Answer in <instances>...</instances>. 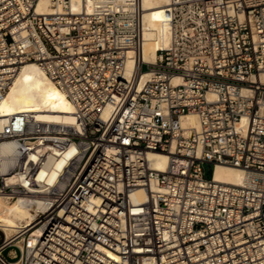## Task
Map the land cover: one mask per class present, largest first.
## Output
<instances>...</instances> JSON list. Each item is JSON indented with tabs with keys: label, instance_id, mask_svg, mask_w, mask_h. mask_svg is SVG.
Returning <instances> with one entry per match:
<instances>
[{
	"label": "built area",
	"instance_id": "obj_1",
	"mask_svg": "<svg viewBox=\"0 0 264 264\" xmlns=\"http://www.w3.org/2000/svg\"><path fill=\"white\" fill-rule=\"evenodd\" d=\"M38 1L0 0V95L33 61L75 109L0 130L17 141L0 193L39 206L31 226L0 230V264H264V0H170L154 62L142 0ZM189 113L198 129L181 125ZM217 164L244 181L213 180Z\"/></svg>",
	"mask_w": 264,
	"mask_h": 264
},
{
	"label": "bare ground",
	"instance_id": "obj_2",
	"mask_svg": "<svg viewBox=\"0 0 264 264\" xmlns=\"http://www.w3.org/2000/svg\"><path fill=\"white\" fill-rule=\"evenodd\" d=\"M83 0H72V7L78 10ZM170 0H142L143 14V43L142 58L147 62H154L156 50L164 48L170 41ZM36 10L40 13H50L49 0H39ZM134 68L133 55L125 65L126 74ZM146 78L143 77L144 80ZM74 105L56 84L46 75L36 62L23 63L14 76L6 92L0 95V130L9 117L26 113L41 122L70 123L73 121ZM110 106H106V115ZM246 119L243 118L242 122ZM185 128H199L195 113L185 114L180 119ZM17 141L0 138V175L10 180L9 174L16 163ZM151 165L157 170H165L168 156L165 153L153 152L148 154ZM245 172L241 168L217 164L213 171V180L223 183L239 184L245 179ZM137 196H143V190L138 188ZM38 203H37V207ZM33 206L23 196L12 199L0 193V230L7 239L16 235L24 228L31 226L35 213ZM38 228L35 233H39ZM13 264H20L14 261Z\"/></svg>",
	"mask_w": 264,
	"mask_h": 264
},
{
	"label": "rangeland",
	"instance_id": "obj_3",
	"mask_svg": "<svg viewBox=\"0 0 264 264\" xmlns=\"http://www.w3.org/2000/svg\"><path fill=\"white\" fill-rule=\"evenodd\" d=\"M211 169H212V165H204V177L205 178H209L211 177ZM2 233L0 232V237H1ZM15 261V260H12Z\"/></svg>",
	"mask_w": 264,
	"mask_h": 264
}]
</instances>
